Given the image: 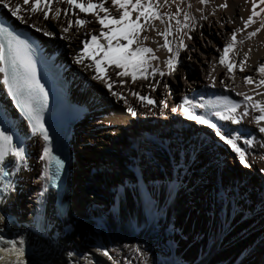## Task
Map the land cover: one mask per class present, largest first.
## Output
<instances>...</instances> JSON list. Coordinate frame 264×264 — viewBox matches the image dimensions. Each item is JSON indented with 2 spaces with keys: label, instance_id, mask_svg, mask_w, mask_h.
Masks as SVG:
<instances>
[{
  "label": "bare ground",
  "instance_id": "6f19581e",
  "mask_svg": "<svg viewBox=\"0 0 264 264\" xmlns=\"http://www.w3.org/2000/svg\"><path fill=\"white\" fill-rule=\"evenodd\" d=\"M17 2L22 0H12L13 4ZM224 2L213 0L205 14ZM227 5V9L217 8L215 16H209L208 21H198L201 26L190 33V41L185 40L189 47L181 50L177 71L163 78L156 91L141 87L143 82L133 85L130 77H125L126 83L120 85L112 75L114 66L104 69L108 76L117 79L113 91L123 93L136 108V117L130 116L125 111L126 105L113 97L101 82L91 79L94 72L85 67L90 63L87 58L84 64L74 62L82 47L80 41L85 39L83 34L99 31L90 13L79 15L93 23L81 28L79 33L73 28L69 38L64 39L59 25L55 28L50 22L45 25L38 17L28 21L27 25L35 22L56 32L46 37L0 8L17 27L38 35L46 51L57 56L70 80L71 92L87 105L86 113L75 121L72 133L68 211L62 217L54 204V194L40 193L41 181L45 180L40 176L43 164L38 160L43 141L38 135L32 136L26 123L10 107L0 85L4 113L10 118L12 130L18 129L21 138H26L24 146L28 153V167L10 177L16 185L7 206L11 221L7 226L0 222V230L11 233L6 238L25 237L24 259L30 264H69V261L72 264H264V182L259 181L261 177L264 181V174L257 170L264 167V152L253 150L256 145H264L261 134L250 123V117L240 125L214 118V122L224 126L223 131L236 130L233 134L241 137L242 147L244 139L254 141L248 146L254 166L245 169L211 129L188 120L179 110L171 112L184 97L200 103L208 92L217 90L240 101L242 97L237 92L251 94L249 89L255 87L245 85L238 70L235 81L229 80L226 70L216 63L223 44L230 40L231 30L243 26L240 17L246 19L250 14V0L247 4L245 0H227ZM196 6L193 0V7ZM170 10L174 11V6ZM229 18L233 23L225 22ZM255 19L256 24L237 34V47L230 57L238 60L251 47L246 73L258 79L255 67L264 62V29L243 45L239 43L247 31L259 26V18ZM61 21L66 24L63 16ZM155 23L157 28H163L159 22ZM157 39L163 42L162 38ZM170 39L175 49L177 40ZM148 46L156 47L151 42ZM157 55L163 67L162 61L168 53L161 49ZM193 69L197 70L195 75L190 74ZM209 73L216 77L215 87ZM164 84L169 88L165 89ZM130 88L141 95H150L157 105L160 99H166L168 108L141 106L132 97ZM194 111L199 114V109ZM132 137L136 138L135 143ZM141 175L143 179L137 182ZM136 246L141 247L142 254L137 253ZM105 248L112 260L102 255ZM69 252L73 253L71 257ZM0 257V264L15 261L12 253H0Z\"/></svg>",
  "mask_w": 264,
  "mask_h": 264
},
{
  "label": "snow or ice",
  "instance_id": "6c2138e0",
  "mask_svg": "<svg viewBox=\"0 0 264 264\" xmlns=\"http://www.w3.org/2000/svg\"><path fill=\"white\" fill-rule=\"evenodd\" d=\"M194 2L197 5L195 8L193 0H22V3L15 4L12 0H0V8L5 9L10 17L21 24H28L29 20L38 17L45 22V25L49 22L54 28L59 25L60 35L64 39L69 38L68 34L73 28L79 33L81 28L93 23L92 20L81 18L79 15V13H90L94 17L95 24L99 25V31L95 34L91 32L83 34L85 39L80 41L82 47L76 53L74 62L78 65L84 64L87 58L90 63L85 67L94 72L91 79L101 82L113 97L126 105L125 111L130 116L136 117V108L129 104L123 93L113 91V85L117 83V79L120 85H124L126 83L124 78L130 77L133 85L143 82L141 87L146 86L156 91L163 78L172 76L177 71L181 50L186 51L189 47L185 40L190 41L192 39L190 33L201 26L198 21H208L209 16H215L217 8L227 9L228 7L225 0L224 3L215 5L205 14L206 8L213 5V0H194ZM248 2L249 0H245L246 4ZM250 3V14L246 19L240 17L243 26L231 30L230 40L223 44L216 63L226 70L225 74L228 75L229 80L235 81L238 70L242 74L245 85H255L254 88L249 89L251 94L237 92L236 95L242 97L240 101L225 98L223 109L213 112L211 117L207 114H197L194 109H207L208 106L202 102L193 103L187 97L183 98L182 103L171 108V112L175 113L179 110L188 120L211 129L214 136L235 155L239 165L245 169H251L254 166L248 152V146H252L254 141L244 139V147L240 146L241 137L233 134L236 130L223 131L224 126L214 122V118L240 125L246 117H250V123L256 126L261 139L264 140V99L254 98L264 97V91H258L264 89V62H259L255 67L259 78L254 79L253 74L246 73L251 47L244 51L242 58L238 60L230 57V53H233L237 47V34L244 33L251 25L256 24L255 18H259V26L247 31L244 39L239 43L243 45L245 40H251L264 29V0H250ZM61 4L65 5L63 9L59 6L54 7ZM258 5H260L259 10H257ZM173 6L175 10L171 11ZM76 9L79 10L78 13L74 11ZM70 10H72L71 13ZM62 16L66 18V24L61 21ZM155 22H159L163 28H157ZM225 22L233 23L230 18ZM28 26L46 37L56 35L55 31H49L46 26H38L35 22ZM149 33H154V36ZM170 37L177 40L175 49ZM157 38H162L163 42L160 43ZM148 42L155 44L156 47L148 46ZM161 49L168 53L162 61L163 67L157 55ZM108 66H114L112 75L117 79H112L105 73L104 69ZM212 69L214 72L215 64L212 65ZM209 78L212 86L215 87V75L209 73ZM220 84H224L223 79L220 80ZM0 85L11 97L16 109L26 118L32 136L36 137L38 134L43 140L42 151L38 155V160L43 164L40 176L48 181L58 179L64 161L53 153L52 137L44 122L43 109L47 106L48 91L41 83L37 63L28 41L21 39L10 26L6 27L4 23H0ZM163 86L165 89L169 88L168 84ZM129 91L141 106L146 104L162 109L168 108L166 99H160L157 105V101L150 95H141L134 88H130ZM240 109L242 111H238ZM0 124L4 125L0 127V212L4 213L0 215V222H4L7 226V223L11 221L7 206L11 195L16 191V185L10 177L28 167V153L24 146L26 138H14V132L6 117H0ZM244 135H251V133H244ZM253 150L264 152V145H256ZM257 170L264 174V167H259ZM142 179L141 175L137 178V182ZM10 235L11 233L0 230V253L14 254L13 264H30L24 259L25 237L18 235L15 238H6ZM97 251L100 252V249ZM136 251L142 254L140 246H136ZM72 255L73 253H68L69 257ZM102 255L112 260L107 248L102 251ZM69 264L72 262L69 261Z\"/></svg>",
  "mask_w": 264,
  "mask_h": 264
},
{
  "label": "rangeland",
  "instance_id": "374dc122",
  "mask_svg": "<svg viewBox=\"0 0 264 264\" xmlns=\"http://www.w3.org/2000/svg\"><path fill=\"white\" fill-rule=\"evenodd\" d=\"M24 25L28 26L27 24H24ZM28 27H29V26H28ZM196 72H197V70H196V69H193V71H191L190 74H194V75H195ZM136 135H137V137H138V133H137ZM227 158H228V157H227ZM228 160H229V159H228ZM261 178H262V177H261ZM261 178L259 179V181H261V182L263 183L264 181H263Z\"/></svg>",
  "mask_w": 264,
  "mask_h": 264
},
{
  "label": "water",
  "instance_id": "95a60500",
  "mask_svg": "<svg viewBox=\"0 0 264 264\" xmlns=\"http://www.w3.org/2000/svg\"><path fill=\"white\" fill-rule=\"evenodd\" d=\"M70 167H71V161H70Z\"/></svg>",
  "mask_w": 264,
  "mask_h": 264
}]
</instances>
